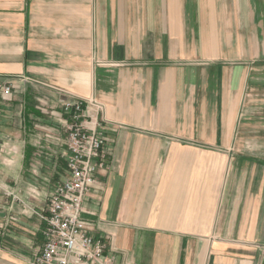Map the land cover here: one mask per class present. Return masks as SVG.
Segmentation results:
<instances>
[{
    "label": "crops",
    "instance_id": "crops-1",
    "mask_svg": "<svg viewBox=\"0 0 264 264\" xmlns=\"http://www.w3.org/2000/svg\"><path fill=\"white\" fill-rule=\"evenodd\" d=\"M0 75V264L42 248L74 97L108 264H264V0H0Z\"/></svg>",
    "mask_w": 264,
    "mask_h": 264
},
{
    "label": "built area",
    "instance_id": "built-area-1",
    "mask_svg": "<svg viewBox=\"0 0 264 264\" xmlns=\"http://www.w3.org/2000/svg\"><path fill=\"white\" fill-rule=\"evenodd\" d=\"M11 77L0 75V98L12 95ZM88 101L74 97L60 103L66 114L65 159L66 176L56 183L47 195L42 218L43 245L30 264H108L106 243L93 232L94 224L83 218V203L96 175L105 169L107 161L105 129L98 119L91 123L84 119ZM89 104L101 110L96 102ZM2 148L0 146V155ZM5 195L12 192L3 190Z\"/></svg>",
    "mask_w": 264,
    "mask_h": 264
},
{
    "label": "rangeland",
    "instance_id": "rangeland-1",
    "mask_svg": "<svg viewBox=\"0 0 264 264\" xmlns=\"http://www.w3.org/2000/svg\"><path fill=\"white\" fill-rule=\"evenodd\" d=\"M62 166V165H61Z\"/></svg>",
    "mask_w": 264,
    "mask_h": 264
}]
</instances>
